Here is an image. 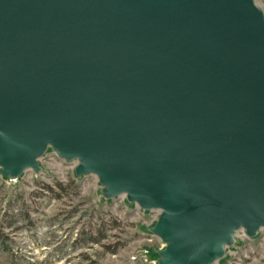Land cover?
Masks as SVG:
<instances>
[{"label": "water", "instance_id": "95a60500", "mask_svg": "<svg viewBox=\"0 0 264 264\" xmlns=\"http://www.w3.org/2000/svg\"><path fill=\"white\" fill-rule=\"evenodd\" d=\"M52 149L104 200L160 210L158 264L264 228L257 0H0V175Z\"/></svg>", "mask_w": 264, "mask_h": 264}, {"label": "rangeland", "instance_id": "374dc122", "mask_svg": "<svg viewBox=\"0 0 264 264\" xmlns=\"http://www.w3.org/2000/svg\"><path fill=\"white\" fill-rule=\"evenodd\" d=\"M52 158L50 149L41 173L0 175V264H158L164 243L138 205L125 196L104 200L95 175L77 179ZM216 264H264V247L239 241Z\"/></svg>", "mask_w": 264, "mask_h": 264}, {"label": "built area", "instance_id": "2783aa9c", "mask_svg": "<svg viewBox=\"0 0 264 264\" xmlns=\"http://www.w3.org/2000/svg\"><path fill=\"white\" fill-rule=\"evenodd\" d=\"M54 151V150H53ZM47 155V154H46ZM45 155V156H46ZM54 157L55 158H52V159H58L59 161L61 162H64L66 164H68L70 166V169H72L73 171V175L75 178L76 175H75V169L78 165V161H71V162H68V161H65L64 159H62L58 154L57 152L54 151ZM92 175V174H90ZM87 176V175H86ZM85 177V176H83ZM81 177V178H83ZM77 179H80V178H77ZM11 181H14V180H11ZM137 210L139 211V213L145 217H147L149 219V225L150 226H154L156 224V222L158 221L160 215H161V211L160 210H143L141 209L139 206L137 207ZM151 227V228H152ZM149 228V230L151 229ZM151 233V232H150ZM153 234V233H151ZM252 239H258L259 240V243L261 244V248L264 247V228L261 229L259 235L256 237V238H250L245 231H241L238 235H237V242L241 241L242 243H247L249 241H251ZM165 246V245H164Z\"/></svg>", "mask_w": 264, "mask_h": 264}, {"label": "trees", "instance_id": "16d2710c", "mask_svg": "<svg viewBox=\"0 0 264 264\" xmlns=\"http://www.w3.org/2000/svg\"><path fill=\"white\" fill-rule=\"evenodd\" d=\"M59 186H61V185H59ZM47 188H48L49 190H52V188H50L49 186H47Z\"/></svg>", "mask_w": 264, "mask_h": 264}]
</instances>
